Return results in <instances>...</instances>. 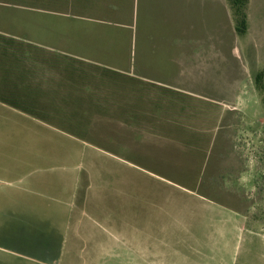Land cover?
Here are the masks:
<instances>
[{
  "label": "rangeland",
  "instance_id": "374dc122",
  "mask_svg": "<svg viewBox=\"0 0 264 264\" xmlns=\"http://www.w3.org/2000/svg\"><path fill=\"white\" fill-rule=\"evenodd\" d=\"M249 12L244 38L230 0H0V56H45L49 75L7 86L46 109L0 148L76 167L77 215L105 205L125 240L59 264H264V0Z\"/></svg>",
  "mask_w": 264,
  "mask_h": 264
},
{
  "label": "crops",
  "instance_id": "0c3cea01",
  "mask_svg": "<svg viewBox=\"0 0 264 264\" xmlns=\"http://www.w3.org/2000/svg\"><path fill=\"white\" fill-rule=\"evenodd\" d=\"M250 5L251 0L247 10L248 31L245 35H240L245 36L244 38L251 32ZM0 50L8 54L12 48L0 42ZM44 59L45 56H0V142L9 141L14 128L21 131L19 134L31 130L23 123H31L29 126L36 131L43 124L38 121L39 113L33 110L45 108L44 104L39 103L44 100V94L33 93L37 103H28L29 98H26L24 91L20 89L12 92L7 86L13 81L26 86L31 80L29 83L39 89L38 85L45 83V77L49 76L42 71L45 67L40 62ZM13 62L15 67L22 68L23 71L13 72ZM51 68L53 69L47 68L45 71L55 73L56 68ZM15 99H18L19 104L11 101ZM24 100L27 104L23 105L20 102ZM134 130L137 131L136 127ZM35 156L44 162V166H33L34 161L30 158L34 159ZM44 156L46 157L44 153L30 154L24 151L16 155L11 149L0 148V264H7L8 258L16 259L17 263L23 262L20 264H59L63 251H68L70 247L72 250L68 252H74L81 243L87 246H93L94 243L95 247L102 249L101 252H115L117 245H123L125 240L124 236L118 234V226H108L109 219L115 218L109 216V212H114L104 205L99 208L100 214L91 211L92 213L78 216L77 212L80 211L77 199L82 180L76 174V167L71 169L66 165L59 168L52 166V161L41 159ZM48 157L52 156L49 154ZM90 182L88 190L95 187L91 179ZM86 191L82 196L86 206L82 208L88 210V203L92 199L90 192L87 194ZM102 194L101 200L109 204L111 198L108 193ZM74 220L75 223H71ZM109 229L117 230L116 233L112 232L116 234L117 241H97L98 236L107 238L111 232Z\"/></svg>",
  "mask_w": 264,
  "mask_h": 264
},
{
  "label": "trees",
  "instance_id": "16d2710c",
  "mask_svg": "<svg viewBox=\"0 0 264 264\" xmlns=\"http://www.w3.org/2000/svg\"><path fill=\"white\" fill-rule=\"evenodd\" d=\"M249 0H230V5L234 14L236 29L239 35H244L248 30L247 7ZM257 84L264 90V73L257 76Z\"/></svg>",
  "mask_w": 264,
  "mask_h": 264
}]
</instances>
